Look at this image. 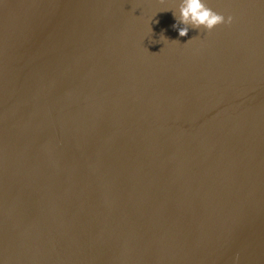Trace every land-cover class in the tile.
I'll use <instances>...</instances> for the list:
<instances>
[{
  "label": "water",
  "instance_id": "water-1",
  "mask_svg": "<svg viewBox=\"0 0 264 264\" xmlns=\"http://www.w3.org/2000/svg\"><path fill=\"white\" fill-rule=\"evenodd\" d=\"M176 2L0 0V264H264V0Z\"/></svg>",
  "mask_w": 264,
  "mask_h": 264
},
{
  "label": "clouds",
  "instance_id": "clouds-1",
  "mask_svg": "<svg viewBox=\"0 0 264 264\" xmlns=\"http://www.w3.org/2000/svg\"><path fill=\"white\" fill-rule=\"evenodd\" d=\"M172 15L175 20L172 27L177 30L180 37L187 36L190 29L202 28L206 31H211L215 26L220 24L231 25L234 19L231 14L224 15L213 10V8L208 6L207 0H177L176 11H173ZM150 31H152L151 27ZM160 39L163 42L169 41L163 33ZM192 39L193 37L186 43Z\"/></svg>",
  "mask_w": 264,
  "mask_h": 264
}]
</instances>
